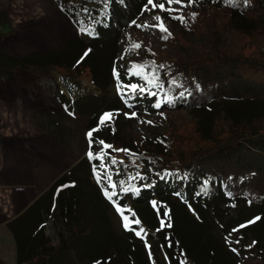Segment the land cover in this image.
Listing matches in <instances>:
<instances>
[{
	"label": "trees",
	"instance_id": "16d2710c",
	"mask_svg": "<svg viewBox=\"0 0 264 264\" xmlns=\"http://www.w3.org/2000/svg\"><path fill=\"white\" fill-rule=\"evenodd\" d=\"M135 7L125 0H63L61 11L80 33L61 53L62 57L75 58L73 66L66 63L68 60L39 64L27 58L16 60L2 54L0 49V78L24 70L51 73L58 82L65 112L75 117L87 116V133L96 130L88 137L89 145L94 144L89 150L94 158L86 155L53 187L58 192L60 216L70 220L66 221L67 234L53 245L44 233L47 222L41 214V219H34L25 228L29 234L36 233L33 239H29V234L16 237L22 248L18 264H54L61 250L66 249L83 253L85 264H101L90 254L88 237L96 228L111 243L102 264H160L158 254L153 252L163 247L171 251L173 264H216L202 262L197 251L208 238L219 244L220 227L226 231L237 229L244 235L251 233L256 239L255 246L261 247L260 253L264 255V223L257 219L249 223L256 218L254 208L264 202V0H226L220 8L203 5L190 19L189 37L167 28L171 35L159 39L157 46L144 43L154 53L153 60L141 63L138 59L128 69L115 63V44L122 19L125 15L133 17ZM236 15L238 23L234 22ZM226 26L232 29L228 31ZM81 28L86 31H80ZM230 31L233 37L227 42ZM102 57L109 72L106 83L99 80L104 72L100 68L104 66L98 64ZM6 59L11 65H7ZM82 66L91 72L89 82L96 92L85 90L84 79L73 68L82 71ZM148 80L154 83L149 84ZM134 84L145 91L141 93L139 87L134 91L131 88ZM115 85L122 89V96L117 93L109 96ZM183 93L188 96L181 100ZM108 99L111 104L105 105ZM161 99L164 103L160 106L165 111H177L181 106L205 111L221 102L248 106L228 110L227 115L213 117L210 123L204 119L185 120L184 129L196 134L197 139L188 142L184 131L170 129L164 134V145L160 148L137 150L136 146H124L113 135L111 121L100 123L103 114L113 109L128 106L156 109ZM135 137V141L142 140ZM101 164L105 167L101 168ZM123 188L130 190L124 192ZM105 189L116 192L112 200L104 195ZM117 205L128 217V229L116 210ZM38 206L41 200L20 221ZM232 208L238 210L236 217L227 215ZM165 210L168 217L163 216ZM89 213L97 225L90 222L86 225ZM111 213L118 218L119 237V234L112 237L109 232L110 227L111 231L115 229ZM135 220L140 223H134ZM161 220L165 223L163 228ZM98 222L103 224L104 231ZM186 222L198 234L194 244L188 245L186 240ZM168 223L171 227L166 226ZM141 229L144 232L137 236ZM79 231H86L85 237L78 235ZM148 240L156 245L149 247Z\"/></svg>",
	"mask_w": 264,
	"mask_h": 264
},
{
	"label": "rangeland",
	"instance_id": "374dc122",
	"mask_svg": "<svg viewBox=\"0 0 264 264\" xmlns=\"http://www.w3.org/2000/svg\"><path fill=\"white\" fill-rule=\"evenodd\" d=\"M130 6L135 7V14L133 17H125L122 19V25L118 30V40L115 44L117 51L115 54V63L118 66L124 68H131V63L139 61L141 63L151 62L155 57L154 53L146 49L144 43L158 45L159 39H163L162 32L157 27L152 25L158 22L154 19L155 16L159 15L163 18L164 24L171 31L186 33L189 37V22L192 19V13L201 8L205 4H212L215 7H221L225 5L226 0H195L193 4L188 5L187 0L182 11L179 13L173 12L169 14L159 8H152L148 5V11H145V5L147 0H125ZM63 0H0V49L2 54L14 58L22 59L27 58L29 62L39 64L42 62H58L67 61L69 65H74L72 56L62 57L61 53L64 52L71 42H75L80 33L75 29L70 20L63 14L60 9V5ZM156 3L165 2L166 0H155ZM168 5L166 4V7ZM138 7H141L138 9ZM173 8H180V5H171ZM183 15L184 22L177 19H173V16ZM135 21V23H133ZM234 22H240L239 16L234 17ZM147 27H138L137 25H145ZM226 29L231 30V28ZM233 37V32H228L226 36L227 42H230ZM135 44H139L140 47H134ZM103 50V48H102ZM67 53V52H66ZM108 62L110 56H108ZM7 65H11L10 60L6 59ZM98 64L104 67L103 75L99 77V80L106 83L109 79V72L106 67L105 59L98 60ZM72 68V67H70ZM81 77L85 81V90L87 92H96L95 86L89 82L91 81L92 74L89 73L88 69L75 68ZM119 81V80H118ZM118 81H116L118 83ZM109 96L113 97L122 96L121 88L117 85L110 89ZM117 90V91H115ZM188 94H181V100L185 99ZM123 98L126 99V95L123 94ZM128 101V100H127ZM164 103L161 99L160 104ZM110 105L108 101L105 105ZM177 105V100L173 102ZM247 104H239L235 102H221L217 103L211 108L205 111H191L181 106L177 111L167 110L163 107L156 109L150 108H119L111 110L113 114L111 122L113 135L119 139L122 145L127 147L136 146L139 148L150 149L152 147L160 148L159 146L164 145L163 136L170 129L184 131V135L187 136V141L192 142L197 139L196 134H191L189 129H184L183 124L185 120H201L204 119L207 123L211 122L213 117L218 115L225 116L228 114V110L232 112L237 108H245ZM66 111L65 104L62 101L61 92L58 87V82L55 77L48 72H31L29 70L18 71L17 74L10 77L0 78V209L3 210L4 204H7V199L11 196L9 190V184L3 179V173L6 174L8 160H14L13 151L7 152L6 156L3 152L2 147L7 143H18L17 148L21 151L18 155L29 160V151L34 152L35 146L40 147L41 145H47V154H58L62 155V161L64 160V153L73 156V161L78 159L81 161L85 156L88 155L89 150L92 149L94 144L89 145V138L87 141L83 137L79 140L71 141L75 147L67 144L69 147L74 148L73 153H68L65 145L66 134L65 130H62V139L59 143L57 139L53 137V133L49 138V142L41 141L40 139L46 133L53 132L52 129L56 127V123L59 122H71L76 128L87 129L88 117H76L69 114ZM135 113V115H131ZM54 120L56 121L54 123ZM151 121V123H148ZM76 131L79 132L78 129ZM134 132V133H133ZM139 136L142 140H147L142 143V140L135 141L136 137ZM60 148L62 152L57 149ZM133 149V148H131ZM45 155V153H44ZM48 158V157H47ZM58 159V160H59ZM57 160V161H58ZM45 161V159H44ZM39 162V161H37ZM39 163H37L38 165ZM37 167H45L43 165ZM47 172V171H46ZM30 180L26 181L29 182ZM47 201V199H46ZM261 207L262 209L258 210ZM250 209V207H247ZM254 214L259 222L264 223V202L260 206L254 208ZM35 209L31 211L33 214ZM238 210L232 208L228 211L229 217H236ZM49 215V214H48ZM60 216V215H59ZM26 217H24L25 219ZM30 218V216H29ZM47 222L45 228V235L49 237L50 242L53 245L59 243L61 236L67 234V219L63 217H45ZM111 220L115 225V229L109 228L112 237L120 236L119 225H116L118 218L115 214L111 213ZM34 220L31 219L28 224L24 227H28ZM88 222L97 225L95 217L92 213H89ZM100 229L104 231L102 223L98 222ZM76 229L78 227L76 226ZM8 228L0 229V238L3 239L0 248V263L5 262L8 264L16 263V254L12 253L15 244L13 238H9ZM27 231V230H25ZM86 231H79L78 235L83 236ZM90 232V231H89ZM88 233V232H87ZM100 230L96 228L92 236H89L92 250L91 255H94V259H98L101 264L104 263V258L107 257L110 248V240L108 237L100 235ZM198 234L191 231V226L186 222V240L188 245L196 243V237ZM218 243L225 248V250L213 241L212 238H208L198 249V259L202 262H213L216 264H264V255L260 253L261 247L255 246L256 239L251 233L244 235L239 231H226L225 228L220 227L217 230ZM151 243L150 247L155 246V242L148 240ZM235 249V251L233 250ZM107 251V252H106ZM141 251V250H139ZM106 252V253H105ZM153 252V251H152ZM230 252L234 258L232 257ZM114 253V252H113ZM79 254V255H78ZM153 254H158L160 264H173V258L171 251L167 248L156 250ZM187 254V253H186ZM83 253H79L78 250H61L59 259L54 264H85L86 259H83ZM176 256V254L174 255ZM157 260V259H156Z\"/></svg>",
	"mask_w": 264,
	"mask_h": 264
},
{
	"label": "crops",
	"instance_id": "0c3cea01",
	"mask_svg": "<svg viewBox=\"0 0 264 264\" xmlns=\"http://www.w3.org/2000/svg\"><path fill=\"white\" fill-rule=\"evenodd\" d=\"M74 119H76V117ZM55 122L56 121L54 120V123ZM73 125L74 124L72 122L71 124L67 122L56 123V127L52 129L53 132H50L49 134V132L46 131L45 134H47L48 136L45 135L40 140L49 142V138L53 133L52 135L57 139V142L59 140L61 141L62 139L59 138L61 137V135L63 136L62 130H65V145H63L59 141V143H61L64 147H66L69 142L70 146L75 147L72 143L73 141L71 140V138H73V140H79L83 137V139L87 141V131L84 129L76 128ZM76 129H78L79 132L76 131ZM16 144L18 143H7L2 147L5 156L9 150L13 151L12 153L15 158L14 160L7 161L6 165H8V169L6 171V174L3 173L2 175L3 179H5L10 186L9 190L11 196H9V198L7 199V204H4L3 210L0 209V229L8 228L10 230L8 231V237L13 238L15 244L14 250H11V252L16 254L17 258L15 264H18V255L19 252L22 251V248H19L16 237L18 236V234H29V229H24V227L31 219H41V214L42 218H47V216H55L56 218L60 217L57 202L58 197L56 196L58 192L53 191V187L56 182L65 174L69 173L70 170L80 160L78 157V159H75L74 162L73 156H71L72 154L68 155L64 153V160L62 161V159H59L62 157V155L46 153L47 145H41L40 147L35 146V151H29V160H26L24 157L18 155L19 152L23 151H21L20 148H17ZM72 147H69L71 151H69L66 147L68 153L74 152V148ZM57 150L62 152L60 148H58ZM85 154L86 153H84V156H86ZM6 159H8V156H6ZM37 163L39 164L37 165ZM40 165H43L45 167H37ZM28 180L30 181L26 182ZM40 200L41 206L35 208L33 214H30V212L27 216H25V219L20 221V218L26 215V213L32 208V206ZM40 207H42L41 211H39ZM29 235V239H33L36 233H30ZM29 235L27 236V238L29 237ZM2 241L3 239L0 238V248Z\"/></svg>",
	"mask_w": 264,
	"mask_h": 264
},
{
	"label": "snow or ice",
	"instance_id": "6c2138e0",
	"mask_svg": "<svg viewBox=\"0 0 264 264\" xmlns=\"http://www.w3.org/2000/svg\"><path fill=\"white\" fill-rule=\"evenodd\" d=\"M194 2H195V0H187V4H188V5L193 4ZM166 4L168 5L167 7H166ZM174 4H175V5H180L181 7H180V8H173V7H171V5H174ZM148 5H151L153 9H154V8H159V9L165 11V12H168L169 14H171V13H173V12L179 13V12L182 11L183 7L187 6V5L185 4V0H166V3H165V2L156 3L155 0H147V5H145V11L150 10V9H148ZM192 15L195 16L196 14H195V13H192ZM172 18H173V19H177V20H179V21H181V22H184V19H185L183 15H176V16H173ZM154 19H155L158 23L155 24V25H152V26H153V27H157V28H159V30H160L161 32H165V33H167V35H165V36L163 37L164 39H167L168 36L171 35V33L168 31L166 25L164 24L163 18L160 17L159 15H157V16L154 17ZM133 23H135V21H134ZM137 26H138V27H147L148 25L145 24V25H137ZM80 31L83 32V31H86V29L81 28ZM89 34L91 35V32H90V31H89ZM134 47L139 48L140 45H139V44H135ZM85 55H87V52L85 53ZM160 67H163V65H161ZM145 79H148V78L145 77ZM148 83H149V84H153L154 81H152V80H148ZM173 83H175V81H173ZM138 87H139V91H140L141 93H143V92L145 91V89H144L143 87H140V86L135 85V84H134V85H131V88H132L134 91H135ZM151 94H152V95H155V93H151ZM182 95H183V94H182ZM155 106H156V107H160V103L157 102V104H156ZM131 115L134 116L135 113H132ZM112 116H113L112 113H104L103 116H102L101 119H100V123H101V124H106V123L110 122L111 119H112ZM148 123H151V121H148ZM93 131H96V130L94 129V130L89 131V132L87 133V136H88L89 138L92 137V135H93ZM100 143L103 144L104 142L101 141ZM105 147H111V146H109V145H105ZM117 151H126V150H117ZM98 155H99V154H98ZM88 156H89L90 159L94 158V155H93V153H92L91 151L88 152ZM112 163H113V164L116 163L115 159L112 160ZM100 167H101V168H104L105 165L101 164ZM94 171H95V169H94ZM108 179L110 180L111 177L109 176ZM97 182H98V183L100 182V176H99V173H97ZM121 184H123V181H121ZM64 187H67V186L65 185ZM112 187L115 188L116 185H115V184H112ZM129 190H130V189H128V188H123V189H122V191H124V192H127V191H129ZM104 195H105L109 200H112L113 196L116 195V192H114V191H113V192H109L107 189H105V190H104ZM112 202H113L114 205H116V201H112ZM154 206H155V202H154ZM116 210L121 214L122 218H123L124 221H125L124 227H125L126 229H128V228H129V223L127 222V221H128V217H127V216H124V214H123V213H124V209L121 208L119 205H117V206H116ZM129 211H130V210H129ZM133 215H134V213H133ZM163 216H164V217H168V216H169V213H168L167 210H165V211L163 212ZM256 219H259V217L254 218V220H253V221H249V223H254ZM134 223L139 224L140 221H139V220H135ZM166 226H167V227H171V223H168ZM245 226H246V225H241V227H245ZM161 227H162V228L165 227L164 220H161ZM233 231H237V229H233ZM142 232H144L143 229H141L140 231H137V232H136V235H137V236H140ZM146 246H147V245H146ZM149 247H150V246H149ZM233 250L235 251V249H233ZM182 264H183V262H182Z\"/></svg>",
	"mask_w": 264,
	"mask_h": 264
}]
</instances>
